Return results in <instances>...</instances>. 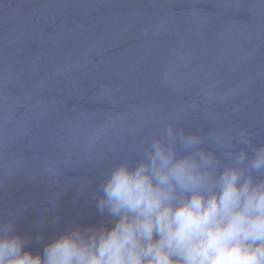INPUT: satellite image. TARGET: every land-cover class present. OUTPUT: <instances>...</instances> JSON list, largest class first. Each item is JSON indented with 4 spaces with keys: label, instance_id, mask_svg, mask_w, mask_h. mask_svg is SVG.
Returning <instances> with one entry per match:
<instances>
[{
    "label": "water",
    "instance_id": "95a60500",
    "mask_svg": "<svg viewBox=\"0 0 264 264\" xmlns=\"http://www.w3.org/2000/svg\"><path fill=\"white\" fill-rule=\"evenodd\" d=\"M169 122L264 143V0H0V216L27 247L99 222L106 171Z\"/></svg>",
    "mask_w": 264,
    "mask_h": 264
},
{
    "label": "clouds",
    "instance_id": "9594fccd",
    "mask_svg": "<svg viewBox=\"0 0 264 264\" xmlns=\"http://www.w3.org/2000/svg\"><path fill=\"white\" fill-rule=\"evenodd\" d=\"M132 153L99 181V222L73 223L40 251L0 216V264H264V143L250 130L206 139L169 122Z\"/></svg>",
    "mask_w": 264,
    "mask_h": 264
}]
</instances>
